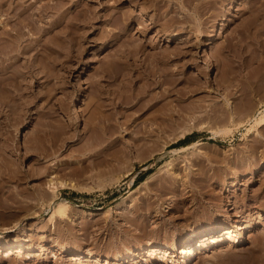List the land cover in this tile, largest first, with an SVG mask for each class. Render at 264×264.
<instances>
[{"label":"rangeland","instance_id":"rangeland-1","mask_svg":"<svg viewBox=\"0 0 264 264\" xmlns=\"http://www.w3.org/2000/svg\"><path fill=\"white\" fill-rule=\"evenodd\" d=\"M64 1L63 8L73 11L69 17L66 12L71 20L57 22L66 28L50 24L56 10L38 21L55 39V30L65 29L53 43L59 54L48 51L50 60L45 57L58 62L44 61L48 68L36 62L35 76L22 77L27 69L18 72L15 80L23 78L21 83L4 78L15 89L1 81V99L7 96L5 106L0 103V233L6 234L0 241L11 247L0 245V264H185L186 232L215 225L234 233L219 232L210 251L198 248L199 237L198 252L187 264H264V124L258 123L264 108V0H187L186 7L172 0L159 11L169 9V17L161 14L167 23L159 18L163 22L156 27L124 35L125 40L104 32L113 26L108 16L106 24L96 23L103 41V35L73 24L84 7L99 10L107 0ZM150 5L146 10L153 9ZM143 12L137 13L147 22L155 17L153 10L152 17ZM67 29L76 30L70 31L77 36L73 43ZM126 40L133 47L128 42L127 48ZM118 43L132 50L115 49ZM116 54L122 60L112 63ZM10 89L18 95L11 98ZM148 100L153 102L147 105ZM143 173L148 181L141 184ZM50 174L85 185L58 191L73 203V211L55 225L48 221ZM42 192L47 197L38 195ZM235 238L242 241L235 244ZM163 243L177 250L170 248L164 257L152 253L150 245ZM126 256L135 261L124 263Z\"/></svg>","mask_w":264,"mask_h":264},{"label":"bare ground","instance_id":"bare-ground-1","mask_svg":"<svg viewBox=\"0 0 264 264\" xmlns=\"http://www.w3.org/2000/svg\"><path fill=\"white\" fill-rule=\"evenodd\" d=\"M27 1H29V0H0V91H2V88H4V87H2L1 86V81H3V84H4V78H6V80L9 78V81H8V83L10 82V79H16V74L19 72H21V71H23V70H25V69H27V71L25 72V73H20V75L22 74H26V73H28L30 76H35V75H38V74H36L35 72H33V67H35L34 65H36L37 66V64H36V62L37 63H44L45 64V62H47V64H48V61L50 60L48 57H51V56H49L50 54H52V53H54V52H57L58 54H59V51L57 50V49H59V47H56V45H57V43L56 44H53L54 43V41L55 40H58V39H61L62 37H64V36H60L62 33H60V29L61 28H66L67 27V25H66V23H65V25L66 26H64V23L62 24L61 22H60V24H61V26H63V27H61L60 26V24L57 22V21H62L63 19H65L67 16H66V12L68 11V10H65L64 8L66 7V5H65V7L63 8V4H62V2L64 1H61V2H58L57 0H56V2L53 0L52 1V3H51V0L49 1V0H47L45 3H43V0H41L42 2H40V3H42V5L40 4V6H38L36 3L38 2V1H40V0H31L30 1V3L28 2L27 3ZM75 1V0H74ZM78 1V0H77ZM84 2L85 3V1L84 0H81V2ZM110 1H112V2H110ZM202 1H204V0H202ZM207 2H210L211 0H206ZM205 1V2H206ZM214 1H218V0H214ZM65 2V1H64ZM79 2V1H78ZM82 2V3H83ZM87 2V1H86ZM109 2V3H108ZM129 2H131V6H128L127 4L129 3ZM169 2H171L172 3V0H107V2L105 3L104 2V5H103V7L102 8H100L99 10L97 9V10H95L94 8H97V7H93L92 6V8H91V6H88V8L87 7H84V9H85V12H83L81 9L83 8H81L80 9V5H84V3L82 4H80L79 5V10H81L82 12H83V14L81 15V13H80V15H81V17H80V15L78 14V15H76V16H78V20L76 21V18L73 16V14H72V17H73V19L75 18V23L73 22V20L71 21V23L73 22L74 24H73V26H81L80 28H85V29H82V30H92V33H97V31L98 30H100V29H97V27H99L98 26V24H97V26H96V23L97 22H99V19H102L103 21L105 20V18L106 17H110L109 19H111V24H109L110 26L111 25H113L112 27H110L108 30L106 29V28H104V29H106V31H104V32H108L107 34H112L113 35V38H115L117 35H125V36H127V34H129V35H131L130 33H132V34H137V33H140L139 31H143V30H145V29H147V28H150L151 26H155L156 24H158V21H159V18H161V14L163 13H161L160 14V12L162 11L161 9H163V11H164V9L167 7H165V8H162V7H164V5L166 4V5H168L169 6ZM176 2H177V0H176ZM190 2H191V0H190ZM192 2H193V0H192ZM191 2V3H192ZM88 3V2H87ZM170 3V4H171ZM179 3H181L182 4V7L183 6H185L186 7V3H187V0H179ZM38 4H39V2H38ZM64 4H66V3H64ZM89 4H91V3H89ZM88 4V5H89ZM98 4V3H97ZM147 4H151L150 6L151 7H153V11H155V12H153V13H155V17L154 18H150L149 20H151V21H149V22H147L146 20H144V19H142L141 18V14L139 13H137L138 12V10H141V11H145V12H143L142 13V15L143 14H145L146 16H148L149 14H150V17H152L151 16V14H153V13H149V11H152V10H149V8H148V10H146V8H147ZM173 4V3H172ZM76 5V4H75ZM99 5V4H98ZM144 5V6H143ZM203 5V4H202ZM205 5V7L207 6L206 5V3L204 4ZM74 6V5H73ZM85 6H87V5H85ZM146 6V7H145ZM77 7V6H76ZM99 7V6H98ZM149 7V6H148ZM170 7V6H169ZM169 7H167V8H169ZM207 7H209V6H207ZM67 8V7H66ZM73 8V7H72ZM166 8V9H167ZM60 9H63V11H60ZM75 9V8H74ZM78 9V8H77ZM53 10H56L57 12H59L58 13V16H57V19L56 20H54V22H52V23H50L51 25L52 24H55L56 22H57V24H55V25H58L59 24V27H61V28H59V29H57V30H59V31H56L55 30V33H57L58 34V32H59V34H58V37H57V35H56V38L57 39H55L54 37L55 36H51V31H49V30H51V29H49V28H47L48 26L46 25V27H42V26H40V23L38 22V21H40L41 19L42 20H44L43 18H45L46 16H47V14L49 13V12H51V11H53ZM111 10V12L112 13H109L108 11H110ZM160 11V12H159ZM168 11H169V9L166 11L167 13H168ZM55 14H56V12L55 11H53ZM52 12V13H53ZM73 12V11H72ZM71 11H70V13H72ZM76 12H77V10H76ZM68 13H69V11H68ZM69 13V15H68V17L71 15ZM77 13H79V12H77ZM158 13L160 14V17L159 16H157L158 15ZM167 13L166 14H164L165 16L167 15ZM75 14V13H74ZM163 14H162V17H163ZM168 14H170V13H168ZM49 15V14H48ZM154 15V14H153ZM50 16H54L53 14L52 15H50ZM49 16V17H50ZM165 16H164V20H165V23H167L166 22V20H168L167 18H165ZM168 17L170 16V15H167ZM172 17H170L169 19L170 20H172L173 18H174V15L172 14L171 15ZM67 17V18H68ZM80 17V18H79ZM187 17V15H185V18ZM66 18V19H67ZM71 18V17H70ZM70 18H68V20L70 19ZM51 19V18H50ZM52 19H55V17L53 18L52 17ZM65 19V20H66ZM81 19H83V20H81ZM108 19V20H109ZM162 19V18H161ZM67 20V21H68ZM71 20V19H70ZM163 20V19H162ZM162 20H160V21H162ZM163 20V21H164ZM170 20L168 21V23L170 22ZM50 21H52V20H50ZM101 21V20H100ZM106 21L107 20H105V24H106ZM159 21V22H160ZM162 21V22H163ZM70 22V21H69ZM68 22V23H69ZM102 22V21H101ZM100 22V23H101ZM108 22V21H107ZM170 23H174L173 21H171ZM105 24H103V25H105ZM135 24L137 25H139V27H138V29L137 28H135ZM50 25V26H51ZM70 26H71V28L73 27L71 24H69ZM68 25V26H69ZM100 25V24H99ZM45 26V25H44ZM52 27V26H51ZM58 27V26H57ZM75 27H74V29H75ZM87 27H88V29H87ZM107 27H109V26H107ZM137 27V26H136ZM156 27V26H155ZM158 27V26H157ZM55 28H56V26H55ZM54 28V29H55ZM70 28V29H71ZM77 28L78 27H76V30H77ZM66 30L64 33L65 34H68V32L67 31H71L73 34L75 33L74 31H76V30ZM101 29H103V28H101ZM131 29H133V31L131 30ZM52 30H53V28H52ZM65 29H63V31H64ZM79 30V29H78ZM97 30V31H96ZM158 30V29H157ZM62 31V29H61V32H63ZM102 31V30H101ZM101 31H100V35H101ZM132 31V32H131ZM149 31V30H148ZM159 31V30H158ZM158 31H157V33H158ZM34 32H36V33H38V32H40V34H38V35H40L39 37H37L35 34H34ZM71 32H70V34H71ZM84 33H85V31H83ZM83 32H81V33H83ZM104 32L102 33V35L104 34ZM63 33V35H65ZM83 33V34H84ZM95 33V34H96ZM99 33V32H98ZM97 33V34H98ZM146 33V31L143 33V34H145ZM52 34L54 35V33H53V31H52ZM68 35V37L69 38H71V41L70 42H72V40L73 41H75L74 39L77 37H74V35H73V37H72V34L71 35ZM77 35H78V33H76ZM75 34V35H76ZM82 34V35H83ZM106 34V33H105ZM107 34H106V38H107ZM116 36H115V35ZM160 34V33H159ZM158 34V35H159ZM82 35H80L79 34V37H81ZM85 35H86V33H85ZM84 35V36H85ZM90 35V34H89ZM99 35V34H98ZM98 35L95 37V36H93L92 38H93V40L95 39L96 41H97V37H98ZM99 35V36H100ZM101 35V36H102ZM119 35V36H120ZM128 35V36H129ZM176 35V33L174 32V33H171V36L172 37H174ZM50 36L52 37V38H54L53 39V41H52V44H53V46H52V44H50V39H52V38H50ZM91 36V35H90ZM100 36V37H101ZM118 36V37H119ZM125 36H124V40H125ZM141 36V35H140ZM145 36V35H144ZM67 37V36H66ZM65 37V38H66ZM67 37V38H68ZM88 37V36H87ZM99 37V38H100ZM102 37H104V38H101V40L102 39H104L105 40V35H103ZM111 37L112 36H110V38L108 37V39H111ZM171 37V38H172ZM66 38V39H67ZM82 38H83V36H82ZM98 38V39H99ZM123 38V37H122ZM133 38V37H132ZM137 38H139V37H137ZM136 38V39H137ZM90 39V38H89ZM107 39V40H108ZM117 39V38H116ZM120 39H121V37H120ZM135 39V40H136ZM141 39V38H140ZM144 39V38H143ZM63 41L65 40L64 38L62 39ZM79 40H81L80 38H79ZM84 40H85V38L83 39V42H84ZM91 40V39H90ZM106 40V41H107ZM112 40V39H111ZM124 40H122L123 42H124ZM133 40V39H132ZM135 40H133V41H135ZM138 40V39H137ZM146 40V39H145ZM65 41H67V40H65ZM69 41H67L68 42V44H69ZM88 41V40H87ZM103 41V40H102ZM105 41V42H106ZM114 41V40H113ZM119 41V40H118ZM127 42H125L124 44L125 45H127L126 47L128 48V42H130V47L132 46L133 47V41H128V40H126ZM144 41V40H143ZM142 41V42H143ZM82 42V41H81ZM108 42V41H107ZM115 42V41H114ZM123 42H120V43H123ZM139 42H141V40H139ZM138 41L135 43V44H138L139 43ZM147 41H145V44H147L146 43ZM73 43V42H72ZM88 43H89V41H88ZM112 43V42H111ZM127 43V44H126ZM85 44V43H84ZM119 44V43H118ZM124 44H122V46L119 44V46H118V48L116 47L115 49H122V47H123V45ZM132 44V45H131ZM139 44H141V45H138V46H143V44L142 43H139ZM54 45H55V47H54ZM73 45V44H72ZM109 45V44H108ZM107 45V46H108ZM116 46H117V44H115ZM124 45V46H125ZM58 46V45H57ZM70 46H71V44H70ZM121 46V47H120ZM138 46L136 47V45L134 46V48L136 47V48H138ZM74 46H72L71 48H73ZM113 47V46H112ZM115 47V46H114ZM129 47V48H130ZM111 48V47H110ZM126 48V49H127ZM133 48V49H134ZM135 48V51L136 50H138V52H139V49H136ZM145 48V47H144ZM62 49V48H61ZM123 49H124V47H123ZM122 49V50H123ZM126 49H124V52H125V50ZM67 50H68V52H69V50H71V49H68L67 48ZM128 51H130V50H132V49H127ZM143 50V52H144V49H142ZM48 51H49V55L47 54L48 53ZM50 51L52 52V53H50ZM65 50H64V48H63V50L61 51L60 50V52H64ZM121 51V50H120ZM126 52V54L128 53V55H129V53L130 52ZM30 52H32L33 54L30 56V59L28 60L27 59V57H28V55L27 54H29ZM133 52L134 51H131V54H133ZM137 52V51H136ZM79 53V52H78ZM121 53V52H120ZM31 54V53H30ZM48 56H47V55ZM64 54H65V52H64ZM68 54H70V53H68ZM117 54H119V53H117ZM116 54V55H117ZM26 55H27V57H26ZM54 55V54H53ZM67 55V54H66ZM77 55H80V54H76L75 56H77ZM121 55H124L125 56V53L124 54H121ZM128 55H126V57L128 56ZM118 56V55H117ZM116 56V57H117ZM120 56V55H119ZM119 56H118V60H117V58L115 57V58H113L114 60H112L111 59V61H112V63H113V61H115V62H120L122 59H120L119 58ZM129 56H132V55H129ZM45 57H47L49 60H47V61H45L46 60V58ZM53 57V56H52ZM70 57H71V55H70ZM70 57L68 56L67 57V59L66 60H68V59H70ZM80 57V56H79ZM23 58H25V59H23ZM65 58V57H64ZM72 58V57H71ZM77 58H78V56H77ZM128 58V57H127ZM22 59L24 60V62L22 61ZM53 59V58H52ZM51 59V61H49V63L50 62H52V64H53V62L55 61V60H52ZM119 59H120V61H119ZM64 60V59H63ZM65 60V61H66ZM110 60V59H109ZM117 60V61H116ZM45 61V62H44ZM60 61H62V59L60 60ZM64 61V62H65ZM69 61H71V60H69ZM69 61H67V62H69ZM111 61H110V63H111ZM56 62V61H55ZM58 62V61H57ZM56 62V63H57ZM109 62V61H108ZM114 62V63H115ZM60 63V62H59ZM109 63V64H110ZM117 63H115L116 65H117ZM40 64H38V65H40ZM44 64H41L42 66L44 65ZM47 64H45L46 66H47ZM50 65V64H49ZM48 65V66H49ZM54 65H56V64H54ZM42 66H41V68H42ZM46 66H43V67H46ZM48 66L46 67V68H48ZM63 66V65H62ZM65 66V65H64ZM67 66V65H66ZM115 66V65H114ZM38 67V66H37ZM36 67V68H37ZM40 68V69H41ZM122 68H124L125 69V67L123 66ZM38 69V68H37ZM43 69L44 68H42V70H41V72L43 71ZM36 70V69H35ZM34 70V71H35ZM37 72L39 71V69L38 70H36ZM48 71H49V69H48ZM121 71H123V70H121ZM45 72H47V69L44 71V73ZM35 73V74H34ZM44 73H43V75H44ZM49 74H50V71L48 72ZM39 74H40V71H39ZM125 74H127V73H125ZM19 75V74H18ZM45 75H48V74H45ZM44 75V76H45ZM51 75V74H50ZM42 76V75H41ZM8 77V78H7ZM17 77H19V76H17ZM22 77H24V75L22 76ZM27 77V76H26ZM48 77H50L49 75H48ZM33 78V77H32ZM35 78V77H34ZM25 79V78H24ZM38 79V78H37ZM46 79H47V77H46ZM22 80H23V78L21 79L20 78V83L22 82ZM49 80V79H48ZM15 81H17V80H15ZM19 81H17V82H19ZM28 81H30V80H28ZM24 82V81H23ZM26 82H27V80H26ZM25 82V83H26ZM31 82V81H30ZM36 82V81H35ZM251 82H253V80H251ZM10 83H12V82H10ZM14 83V82H13ZM20 83H19V85H18V83H17V86H21L20 85ZM28 83V82H27ZM254 83V82H253ZM6 84V83H5ZM4 84V85H5ZM15 84V83H14ZM14 84H6L5 86H9V85H14ZM31 83H29L28 85H30ZM33 84V83H32ZM32 84L30 85V86H32ZM252 86H251V90H252V88L254 87L253 86V84H251ZM10 86V87H11ZM23 86V88L24 89H26L25 87H28L26 84H25V86L24 85H22ZM9 87V88H10ZM13 87V86H12ZM22 88V87H21ZM20 88V89H21ZM13 89H15V86L13 87ZM18 89H19V87H18ZM17 88H16V90H18ZM28 89V88H27ZM30 89V88H29ZM32 90H33V88H31ZM5 90H6V88H5ZM7 90H8V88H7ZM12 89H10L9 91H8V93L11 91ZM16 90H14V91H16ZM21 90H23V89H21ZM14 91H13V93H14ZM26 91V90H25ZM31 91V90H30ZM29 90H28V93L30 92ZM19 92V91H18ZM2 93V92H1ZM1 93H0V95H1ZM5 93V92H4ZM11 94V93H9V95L11 96V98H14V96L12 97V95H14V94ZM21 93V92H20ZM26 93H27V91H26ZM25 93V94H26ZM31 94V93H30ZM29 94V95H30ZM4 95H6L7 96V93L6 94H4ZM15 95H18V93L17 94H15ZM22 96H23V94H21ZM21 95H19V96H21ZM28 95V94H27ZM27 95H25V96H27ZM32 95V94H31ZM30 95V96H31ZM164 94H162V96H163ZM6 96H4V98L6 97ZM19 96H18V98H19ZM1 97H3L2 95L0 96V103H1V105L3 106L4 104H2L3 102H5L3 99H1ZM15 97H17V96H15ZM32 97V96H31ZM9 98V97H8ZM17 98V99H18ZM28 98V97H27ZM26 98V99H27ZM30 98V97H29ZM28 98V99H29ZM34 97H32V99H33ZM164 98H165V96H164ZM163 98V99H164ZM28 99H27V101L26 102H28ZM7 98H6V102H7ZM12 100V99H11ZM151 100H153L152 98H151ZM9 101H10V98H9ZM8 101V102H9ZM13 101V100H12ZM16 103H15V102ZM13 101V103H15L16 105H18L19 103H17V101L16 100H14ZM31 101V100H30ZM158 101V100H157ZM8 102L6 103V106H7V104H8ZM149 102H151V101H149L148 100V102H147V105L149 104ZM153 102V101H152ZM151 102V103H152ZM10 103V102H9ZM12 103V102H11ZM12 103V104H13ZM159 103V102H158ZM166 103V102H165ZM11 104V105H12ZM15 104H13V105H15ZM145 104V103H144ZM9 105V104H8ZM10 105V106H11ZM12 105V106H13ZM20 105V104H19ZM147 105H144V106H147ZM151 105V104H150ZM149 105V106H150ZM158 105V104H157ZM165 105V104H164ZM5 106V105H4ZM9 106V107H10ZM11 106V108H13ZM142 106V105H141ZM152 106H156V103H153L152 104ZM151 106V107H152ZM15 107V106H14ZM17 107V106H16ZM150 107V108H151ZM172 107V106H171ZM0 108H2L1 106H0ZM18 108H19V106H18ZM144 108V107H143ZM166 109H167V107H165ZM173 108V107H172ZM15 111H16V108H13ZM20 110H21V105H20V108H19ZM166 109H164V110H166ZM5 110V109H4ZM3 110V111H4ZM22 111V110H21ZM21 111H19V110H17L16 112L17 113H20ZM15 112V113H16ZM162 113H165V111H163ZM167 113H169L168 112V109H167V111H166V114ZM166 114H164L163 115V118L166 116ZM169 115H172V114H168V119H171V118H169ZM259 115H260V117H259V119H258V123L259 124H264V108L263 109H261L260 111H259ZM75 118L76 119H78V114H77V112H75ZM166 118V117H165ZM166 118V119H167ZM172 119H173V117H172ZM63 127V126H62ZM62 127H59V128H57V130H60ZM147 127V126H146ZM191 127V126H190ZM152 128V127H151ZM151 128H149V130L151 131ZM188 129H190L189 127H187ZM144 131L143 132H145V130L147 129H145V126H144ZM153 129H155L154 127H153ZM152 129V130H153ZM57 130H56V132H55V134H60L62 131V133H64V130H66L65 128H64V130H60V133L59 132H57ZM187 130V129H186ZM142 131V130H141ZM155 131V130H154ZM153 131V132H154ZM152 131H151V133H153ZM61 133V134H62ZM56 136V135H55ZM58 136V135H57ZM56 136V137H57ZM113 140H115V139H113ZM111 141V140H110ZM113 142V141H112ZM198 142H194V143H191V144H193V145H195V144H197ZM190 146H192V145H190ZM189 147V146H188ZM48 149V148H47ZM47 149H45V150H47ZM44 150V151H45ZM49 150V149H48ZM50 151V150H49ZM49 153H51V151L50 152H46V154H49ZM53 164H55V163H53ZM59 164V163H58ZM53 166H55V165H53ZM84 168V167H83ZM83 168H81V171L83 172L84 170H83ZM13 169V168H12ZM13 170H15V169H13ZM10 171V170H9ZM18 171V170H17ZM37 171H38V169H37ZM40 171V170H39ZM44 171V172H43ZM45 171L46 170H44V169H42V171L41 172H43V174L45 173ZM86 171V170H85ZM12 171H10L9 172V174L11 173ZM40 172V173H41ZM14 174H16V171L15 172H13ZM18 173V172H17ZM12 175V173L10 174V176ZM17 175V174H16ZM15 175V176H16ZM57 175V174H56ZM56 175H52L51 176V174H50V178H49V176H48V182L46 183L47 184V189H48V191H46L47 189L45 188L44 190L42 189V191H46L47 192V194L46 195H48V197L47 196H45V195H43V194H45V192L43 193H39L38 195L40 196V194H42L43 196L42 197H47V198H49V200H50V198L52 199V200H50V201H52L51 202V211L49 210V212H50V214H49V217H48V221L53 225H55L56 224V222L57 221H59V220H62V219H65V218H70L71 216V214H72V211H73V203L71 202V201H69V200H67V199H61L60 197H59V195H58V191L61 189V188H72V189H79V188H81V187H83V186H85V185H79L77 182H75L74 180H71V179H63V178H58V176H56ZM12 176H14V175H12ZM40 177H41V175H40ZM147 179L145 178L143 181H142V183L141 184H144V183H147ZM89 187V186H88ZM84 188H86V187H84ZM89 188H91V186L89 187ZM88 188V189H89ZM82 189V188H81ZM91 190H92V188H91ZM48 193H50V196H49V194ZM38 195H36V196H38ZM39 196H38V199H39ZM41 197V196H40ZM44 197V198H45ZM37 197H35V199H36ZM34 199V198H33ZM43 199V198H42ZM41 200V199H40ZM127 200V198L126 199H124V201H126ZM37 201V200H36ZM44 201V200H43ZM38 202V201H37ZM40 202V201H39ZM41 202H42V200H41ZM47 203V202H46ZM50 204V203H49ZM207 209V208H206ZM228 218V217H227ZM262 219H263V221H264V214H262ZM229 220H230V222H231V219L229 218ZM228 220V221H229ZM14 227V226H13ZM12 227V229H11V231H19L18 229L16 230L15 228H13ZM5 228H7V229H10V228H8V227H5ZM221 233L220 235H230V234H232V233H234V230H232L231 229V227H223V226H220V225H215V226H213V227H211L209 230H206V229H192L191 231H188V232H186V234H185V236H186V238H185V241L183 242V243H185L186 244V255H184V260H183V262L185 263V264H187V263H190V262H192V261H194V258H195V256H196V254H197V249L198 248H200V249H204L205 251H210L211 250V248H209L210 246H211V244L213 243V242H217L218 241V238H216V235L218 234V233ZM6 234H5V232H3V233H0V237H4ZM199 237H200V243H199V245H198V248L196 247V244H197V241H198V239H199ZM240 241H242V240H240L239 238H235L234 240H233V243H239ZM0 245H2V246H4V247H6V246H9V247H11V245L10 244H8V243H4V242H2V241H0ZM17 245V244H16ZM17 247V249H18V251H21L22 250V248H23V244L20 242V243H18V245L16 246ZM170 248H172V249H174V251H176L177 249V247H176V245H174L173 247H171L169 244H167L166 243V245H165V243H163V244H158V245H150V249H151V251H152V253H161L162 255H163V257H164V254L166 253H169L170 251H169V249ZM160 254V255H161ZM75 256H74V259H79L80 258V256H77L76 254H74ZM162 255L160 256V257H162ZM115 259H117L118 257L117 256H113ZM162 260H163V258H162ZM130 261H135V258H131V257H128V256H126L125 258H124V263L125 262H130Z\"/></svg>","mask_w":264,"mask_h":264},{"label":"trees","instance_id":"trees-1","mask_svg":"<svg viewBox=\"0 0 264 264\" xmlns=\"http://www.w3.org/2000/svg\"><path fill=\"white\" fill-rule=\"evenodd\" d=\"M180 142H182V141H180ZM147 174H148V173H143V174H141V175L139 176V179H138V180L143 181V180L146 178Z\"/></svg>","mask_w":264,"mask_h":264}]
</instances>
